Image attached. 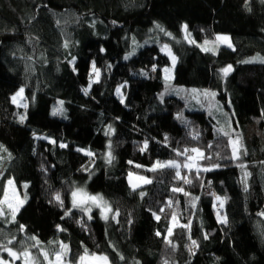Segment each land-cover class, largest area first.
Returning <instances> with one entry per match:
<instances>
[{
    "label": "trees",
    "instance_id": "obj_1",
    "mask_svg": "<svg viewBox=\"0 0 264 264\" xmlns=\"http://www.w3.org/2000/svg\"><path fill=\"white\" fill-rule=\"evenodd\" d=\"M184 24L196 43L185 39ZM218 34H227L232 47L202 51ZM164 45L176 57L173 68ZM258 55L264 57V0H0V145L7 149L0 151V199L9 179L27 196L15 222L0 217V244L15 236L12 247L22 251L20 241L35 236L52 254L58 243L49 242L63 241L70 261L86 247L110 264H264V63L253 59ZM93 62L100 77L89 88ZM228 65L224 77L220 70ZM166 67L173 75L167 81ZM125 83L121 103L116 88ZM22 87L27 108L11 101ZM205 90L216 96L202 95ZM58 101L63 116L51 114ZM109 126L114 131L107 135ZM224 132L239 137V160ZM195 147L208 157L199 167L211 171L182 169L191 184L175 179L174 169L148 171L158 160L184 161L173 149ZM129 173L152 183L134 191ZM76 188L100 194L113 209L109 219L95 209L91 220L79 208L65 216ZM57 192L63 208L53 199ZM216 196L224 198L223 208ZM173 213L181 225L192 222L190 231L174 229V247L164 239ZM192 240L198 247L192 249ZM26 247L43 262L39 248Z\"/></svg>",
    "mask_w": 264,
    "mask_h": 264
},
{
    "label": "snow or ice",
    "instance_id": "obj_2",
    "mask_svg": "<svg viewBox=\"0 0 264 264\" xmlns=\"http://www.w3.org/2000/svg\"><path fill=\"white\" fill-rule=\"evenodd\" d=\"M156 27L161 31L164 32L165 35L171 36L172 34L169 32H166V30L159 24H156ZM182 31L185 32V39L188 40L189 43H196L194 40L190 39L191 37V33L188 32V26L187 24L182 25ZM221 44H226L228 47H232L231 44V40L230 37L227 35H216L215 37V41H209V40H205L204 41V45L202 47V51L205 52H209V51H213L218 48ZM65 47H67V43L65 44ZM168 49L167 45H164L162 50ZM103 50V49H102ZM133 53H128L124 59H128ZM168 54L171 56V60L173 65L176 62V58L175 56L171 55V51L168 50ZM255 60H259L261 63H264V57H260L259 55L255 58H253ZM75 57L72 58V61H70V63L74 62ZM247 62H251V61H245ZM109 67H111V65H109ZM75 71V69H73ZM156 70V67L153 66V71ZM171 70L169 68H164L163 72L166 74L165 75V80H169L170 76H168L167 74L170 72ZM221 73L224 77H227L228 74L232 71V66L228 65L225 68H222ZM95 77L94 79L92 77ZM99 77H100V69H98L95 65V62H93L92 64V69L90 72V81H89V88L91 87L92 83H96L99 82ZM126 87V83L119 85L116 88V94L120 97V101L121 103L124 102V95L122 93V88ZM84 93L87 95L88 94V88L83 89ZM193 92H196L195 89L192 90ZM23 92L24 89L20 88L15 95L12 96V102L14 104H18V106H23L25 108H27V104L23 103L24 101V97H23ZM202 95L206 96V97H212L214 98L216 96L215 92H209L207 90H205ZM18 98H19V103H18ZM195 98V97H194ZM63 101H58L57 102V106L53 108L52 110V115L56 116V115H61L63 116L65 113V109L63 108ZM178 118H182L179 117ZM26 119L25 116H21L20 117V122L23 123L24 120ZM114 130L111 128V126H109L108 132L106 133L107 135H110ZM220 131H223V129H221ZM198 133L196 135L193 136V139H196L198 137ZM225 136H229V144L231 145V149H232V159L233 160H239L240 159V155L243 149V145L239 139V137H237L236 139H232L230 134L228 132H224ZM167 140V136H165V141ZM52 143H55V141H52ZM61 147H67V145H60ZM109 149H111V145L109 144ZM211 147V146H210ZM148 148V141L145 140L143 147L140 148L141 152L146 151ZM0 151H7V149L4 148L3 145H0ZM82 151V150H81ZM174 152H176V154L178 156H183L185 157V161L183 163L178 162L176 160H168V161H156L155 163L152 164V166L148 169V171L151 172H157L160 170H164V169H174L175 170V179L181 180L183 182V184H191L192 180H190L187 176H184L181 174L182 169H188L189 171H192L193 169L196 170L197 175L199 174L200 171H211V169L209 168H200L198 165V161L199 160H205L208 159L207 156H205L204 152L201 151L198 148H192V149H187L185 148L183 151L177 150V149H173ZM87 155L91 156L93 155V153L91 152H87ZM8 158H11V154L9 153ZM0 159H3V157H0ZM114 159V157L112 156L111 150H109V152L107 153V160L109 163H111V161ZM131 163V162H129ZM137 167H141L140 165H137ZM214 167H219V165H215ZM240 167H244L243 165H240ZM0 175H2V173H0ZM250 175V173L245 172L244 173V179H243V183L245 184V190H247V177ZM129 176H132V173H129ZM137 180L142 182L143 184H150L152 183V180L144 177V176H137ZM13 181L10 179L8 180V185H13ZM131 183V181H130ZM24 187H27V184L24 185ZM131 187L132 189L135 191L140 187V184H136V183H131ZM173 192H183L184 195H190L187 192H184L183 187H174L172 189ZM140 195L143 197L145 195V193L141 192ZM71 197H72V207L67 209L65 211V216H69L72 213V209H76L79 208L83 213H85V215H87L88 219L91 220L92 219V209L93 208H98L100 210V214H101V218L104 220L109 219V214L113 213V209L111 208V206L108 204V202L106 200H104V198L100 195V194H96V195H91L89 193H87V191L83 188H76L75 190L72 191L71 193ZM53 199L59 204L60 207H64L65 206V202L64 200L61 198V195L59 192L55 193ZM198 197H194L192 199V206L195 207V201L198 200ZM27 200V196L24 197L23 200H17L15 206L10 202L9 200V192L8 189L5 188L4 190V196L3 199H0V217H5L7 216L9 213L11 215V219L9 220V222H15L16 220V214L20 211V208L23 207L24 203ZM215 200L218 202V207L219 208H223L224 207V198H221L220 196H216ZM7 206V211L5 210L4 206ZM172 206V202L170 201L168 204V207ZM165 211V209L161 208L160 212ZM119 215V212L116 211L113 215H112V219H115L116 216ZM261 215H264V213H261ZM153 216L155 219L159 220L160 216L157 215L156 213H153ZM63 219V217H62ZM217 219L220 223H226L227 219L226 217L220 216L218 213ZM80 223H83V221H79ZM171 224L168 228L167 231V235L164 236V239L166 241V243H168L169 245H172V240L170 239V237L173 234V231L176 227H181V228H185L188 229L189 231L191 230V224L192 222L189 221L187 224H179V217L177 216L176 213H173L171 216ZM57 229L58 231H64V229H62L59 225H57ZM21 232H23L25 230V226L24 225H20V229ZM157 236H160L161 233L158 231L156 233ZM205 239H207V234H205ZM29 239L35 241L34 244L31 245L32 248H39V252L40 255L43 257V262L39 261L35 256H33V253L30 251L29 248H24L23 251H17L14 250V248L12 247L13 245V241L16 240V237L13 236L11 239H9L6 243L4 244H0V252H6L8 254V256L11 257V261H5L3 259V257H0V264H16L17 261H20L21 264H110L109 261V257L103 254H97L95 252H89V250L85 247L84 248V252L83 254L79 255L78 258L75 261H70L67 260L68 254H69V246L67 244H65L63 241L60 242H49V243H58V250H56L54 253L50 254L46 249L40 247V241L35 237H30ZM174 247V245H172ZM198 247L197 245V241L196 240H192V248H196ZM121 259H124L123 256L120 257ZM164 264H167V261L164 262Z\"/></svg>",
    "mask_w": 264,
    "mask_h": 264
},
{
    "label": "rangeland",
    "instance_id": "obj_3",
    "mask_svg": "<svg viewBox=\"0 0 264 264\" xmlns=\"http://www.w3.org/2000/svg\"><path fill=\"white\" fill-rule=\"evenodd\" d=\"M222 35H227V34H222ZM228 36V35H227ZM232 44V43H231ZM223 45H225V46H227L226 44H223ZM168 50H170L169 49V47H168V49H165V50H161V52L163 53V54H165L166 56H167V58H168V60H169V65L171 64V67L173 68V67H175V65L176 64H174L173 65V63H172V60H171V56L168 54ZM171 55L172 56H175L174 54H172V52H171ZM176 58V57H175ZM176 63V62H175ZM169 68L171 71L167 74L168 76H170V79L171 78H173V75H172V68ZM164 75H166L165 73H164ZM169 79V80H170ZM203 87H205V88H207L208 87V84H203L202 85ZM23 88V87H22ZM20 89V88H19ZM19 89H17L15 92H14V94H12L11 95V98H12V96L13 95H15L16 94V92L19 90ZM23 97H24V101H23V103H26V101H25V93L23 92ZM11 101H12V99H11ZM13 103V102H12ZM18 103H19V98H18ZM27 104V103H26ZM17 106H18V104H16ZM20 107H22V106H20ZM196 148V147H195ZM84 153H87V152H90V150L89 149H81ZM174 160H176V161H178V162H180V160H177V159H174ZM185 161V160H184ZM184 161H182L181 163H183ZM137 176L138 175H135V174H132V176L130 177L129 175H128V177H127V182H128V184L131 186V183H136V184H140V186H142L143 185V183L142 182H140V181H138L137 180ZM145 177V176H144ZM10 180V179H9ZM12 180V179H11ZM13 181V180H12ZM130 181H131V183H130ZM14 182V181H13ZM5 188H7L8 189V192H9V200H10V202L15 206V204H16V202H17V200H23L24 199V197L26 196V195H22L21 194V190L20 189H18V187L16 186V184L15 183H13V185H8V180H7V182H6V184H5ZM132 188V187H131ZM72 193V192H71ZM71 193H70V203H71V205H72V197H71ZM88 193V192H87ZM91 195H96V194H91ZM4 196V195H3ZM2 199H3V197H2ZM5 207V210L7 211V206L5 205L4 206ZM93 209H95L96 210V212H97V215H98V217H100L101 218V214H100V210L98 209V208H93ZM7 217H10V219H11V215H10V213L7 215ZM102 219V218H101ZM2 232H4V234H3V239L6 241L7 239H8V234L5 232V230L3 229L2 230ZM32 243H34L33 242V240H31V239H28V240H22V241H20V246H24V248H26V246H30V245H32ZM65 244H67L66 242H64ZM68 245V244H67ZM23 251V250H22ZM6 253V252H5ZM98 254V253H97ZM99 255V254H98ZM105 255V254H104ZM34 256V255H33ZM5 261H11V257L10 256H8V254L6 253V257L5 258H3ZM16 264H21V262L20 261H17L16 262Z\"/></svg>",
    "mask_w": 264,
    "mask_h": 264
},
{
    "label": "built area",
    "instance_id": "obj_4",
    "mask_svg": "<svg viewBox=\"0 0 264 264\" xmlns=\"http://www.w3.org/2000/svg\"><path fill=\"white\" fill-rule=\"evenodd\" d=\"M192 249H194V248H192Z\"/></svg>",
    "mask_w": 264,
    "mask_h": 264
}]
</instances>
